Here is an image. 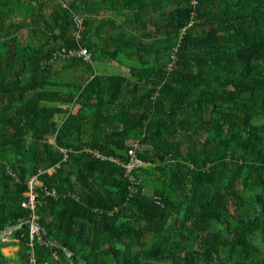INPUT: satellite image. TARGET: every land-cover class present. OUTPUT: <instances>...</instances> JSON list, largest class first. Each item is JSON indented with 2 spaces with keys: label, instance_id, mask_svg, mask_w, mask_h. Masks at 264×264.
Masks as SVG:
<instances>
[{
  "label": "trees",
  "instance_id": "trees-1",
  "mask_svg": "<svg viewBox=\"0 0 264 264\" xmlns=\"http://www.w3.org/2000/svg\"><path fill=\"white\" fill-rule=\"evenodd\" d=\"M2 235L0 264H264V0H0Z\"/></svg>",
  "mask_w": 264,
  "mask_h": 264
},
{
  "label": "built area",
  "instance_id": "built-area-1",
  "mask_svg": "<svg viewBox=\"0 0 264 264\" xmlns=\"http://www.w3.org/2000/svg\"><path fill=\"white\" fill-rule=\"evenodd\" d=\"M75 25H76V33H77V37L78 39H80L81 34L83 33L84 29V22L82 19L77 18L75 19ZM57 53H59L62 56V60H64L66 57H72L75 55H78L79 57H83L86 61H90L92 56L89 53V51L85 48H82L81 50H70L67 51V49H63L58 51ZM65 155V159L64 161L67 159V155L66 153H64ZM96 158H101V156L97 153H94ZM129 155L131 157L130 159V163L126 166V171H125V175L128 176L130 178L131 181L133 182H137V179L134 175V169H136L139 165H142V162L140 159H138L136 153L132 150L129 152ZM104 159V158H102ZM35 181L34 177L29 178L28 180V185H29V194H28V199L26 204L24 205L25 208H27L29 211H34L35 207H37L38 205V196L37 193L34 192L35 187H33V182ZM45 192L49 195L50 192H47L45 190ZM55 193L53 192L52 195H54ZM29 223V227H30V240L33 241L35 237H38L41 234V227L35 223L32 220L28 221ZM12 232V229L9 230L8 234ZM31 264H35V260L32 258L31 259Z\"/></svg>",
  "mask_w": 264,
  "mask_h": 264
},
{
  "label": "rangeland",
  "instance_id": "rangeland-1",
  "mask_svg": "<svg viewBox=\"0 0 264 264\" xmlns=\"http://www.w3.org/2000/svg\"><path fill=\"white\" fill-rule=\"evenodd\" d=\"M100 61L102 62V64H101V62H98L97 68L99 70L102 69V71L106 74H122V75L128 74L127 68H125L124 66H120L118 64V62L106 63V60H100ZM59 72H60V75L71 76L70 71H66V70L62 69L61 67L59 68ZM4 239L7 240V238L5 236H3V235L0 236V242Z\"/></svg>",
  "mask_w": 264,
  "mask_h": 264
},
{
  "label": "crops",
  "instance_id": "crops-1",
  "mask_svg": "<svg viewBox=\"0 0 264 264\" xmlns=\"http://www.w3.org/2000/svg\"><path fill=\"white\" fill-rule=\"evenodd\" d=\"M3 253L5 256H7L9 260V264H17V258H18V251H19V246L18 245H11L4 247L2 249Z\"/></svg>",
  "mask_w": 264,
  "mask_h": 264
},
{
  "label": "water",
  "instance_id": "water-1",
  "mask_svg": "<svg viewBox=\"0 0 264 264\" xmlns=\"http://www.w3.org/2000/svg\"><path fill=\"white\" fill-rule=\"evenodd\" d=\"M65 252H66V254L69 256V258L72 257L73 254L70 253L68 250H65Z\"/></svg>",
  "mask_w": 264,
  "mask_h": 264
}]
</instances>
